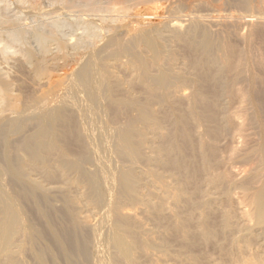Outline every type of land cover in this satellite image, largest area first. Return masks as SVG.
I'll return each mask as SVG.
<instances>
[{
	"label": "bare ground",
	"instance_id": "6f19581e",
	"mask_svg": "<svg viewBox=\"0 0 264 264\" xmlns=\"http://www.w3.org/2000/svg\"><path fill=\"white\" fill-rule=\"evenodd\" d=\"M57 2L0 42V264H264V0Z\"/></svg>",
	"mask_w": 264,
	"mask_h": 264
},
{
	"label": "rangeland",
	"instance_id": "374dc122",
	"mask_svg": "<svg viewBox=\"0 0 264 264\" xmlns=\"http://www.w3.org/2000/svg\"><path fill=\"white\" fill-rule=\"evenodd\" d=\"M32 1H35V2H37L36 4H38L37 6H39L38 8H39V13H41L40 15H36V13H34V12H32L29 8H27L26 6H28V5H26V3L25 2H23V4L21 3H19V0H0V16H2V17H0V19H3L4 18V20H5V22H3V23H1L0 24V39H1V43L3 42L4 43V41H5V39L7 40L8 38V35H9V33L13 30V29H16V28H21V29H25L24 31H25V33H24V37L26 38L25 40L26 41H28V42H26L25 41V45L26 46H28V47H30V48H32V49H34V50H37V41H36V39H33V38H35L34 37V35H33V32L31 33V31L33 30L32 29V27L35 29V28H39V29H42L43 27H45L46 28V30H45V28H43V30H45V31H48V30H52L53 28V26L51 27V25H53V23H55V22H57V23H61V25H60V28L62 29H60L59 27L58 28H55V31L58 29H60L59 31H56V33H55V31H54V34L57 36V37H60V38H62L63 40L65 39V42H67V40H68V42L67 43H70V42H72L75 38H77V37H79V36H81L82 37V35H85L84 33L85 32H83L84 30H83V28H82V26H81V21H79V19L81 18L82 19V16H81V14H80V12H78V11H67V9H62V7L60 8L59 7V5L61 6V4L59 3V4H57L56 5V3H53V2H57L58 0H32ZM47 1V2H46ZM53 1V2H52ZM15 2H17V3H15ZM42 3V4H41ZM58 3V2H57ZM18 4H19V6H18ZM54 4V5H56V6H52V5ZM23 5H24V7H23ZM142 5V4H141ZM144 5V4H143ZM142 5V9H143V7L144 6H146V5H144L143 6ZM140 6V5H139ZM23 7V8H22ZM42 7V8H41ZM48 7H49V9H48ZM53 7V8H52ZM58 7V8H57ZM40 8H41V10H40ZM60 8V9H59ZM139 8V7H138ZM28 9V10H27ZM55 9V10H54ZM140 9H141V7H140ZM50 10V11H49ZM53 10V11H52ZM59 11V12H55V11ZM61 10V11H60ZM18 13H17V12ZM21 11V12H20ZM42 11V12H41ZM47 11V12H46ZM45 14H44V13ZM51 12H53V13H51ZM71 12V13H70ZM78 12V13H77ZM144 9L143 10H141V15L142 14H144ZM38 13V14H39ZM42 13H43V15H45L44 17L42 16ZM49 13H50V16H49ZM73 13H75V14H73ZM60 14V15H59ZM56 15V16H55ZM79 15V16H78ZM40 16V17H39ZM91 16H93V15H91ZM91 16H89V18H91ZM95 16V15H94ZM97 16V15H96ZM96 16L94 17V18H96ZM33 17V18H32ZM38 17V18H37ZM50 17V18H49ZM60 17V18H59ZM99 17V16H98ZM98 17L95 19L96 20V22L98 21ZM29 18V19H28ZM43 18V19H42ZM55 18V19H54ZM94 18H92L93 20H94ZM182 18H184V17H182ZM7 19H8V21H7ZM36 19V20H35ZM80 19V20H81ZM55 20V21H54ZM26 21V22H25ZM50 21V22H49ZM77 21H79L78 22V24L80 25H78V28H77ZM42 22V23H41ZM48 22V23H47ZM52 22V23H51ZM64 22V23H63ZM69 23V25H68V27H67V24ZM75 22H76V24H75ZM44 23V24H43ZM66 23V24H65ZM35 24V25H34ZM51 24V25H50ZM33 25V26H32ZM48 25V26H47ZM50 25V26H49ZM72 25V26H71ZM16 26V27H15ZM28 26V27H27ZM39 26V27H38ZM64 28H63V27ZM8 27V28H7ZM48 27H50L49 29H48ZM71 27V28H70ZM80 27V28H79ZM77 28V29H76ZM82 28V29H81ZM32 29V30H31ZM81 29V31H79ZM54 30V29H53ZM66 30H68V31H66ZM70 30V31H69ZM77 30V31H76ZM28 31V32H27ZM30 31V32H29ZM58 32V33H57ZM63 32V33H62ZM30 35H29V34ZM60 33V34H59ZM33 36H32V35ZM28 35V36H27ZM2 36V37H1ZM6 36V37H5ZM70 37H72V40L70 39ZM4 39V40H3ZM3 40V41H2ZM76 40V39H75ZM34 41V42H33ZM53 42V43H52ZM0 43V47L2 48L3 46H1L2 44ZM51 43V48H54V41H51L50 42ZM49 43V44H50ZM16 44V45H15ZM14 44V46H11L10 48H5L4 49V51L9 55V59L10 60H13V58L14 57H18L19 56V53H18V51L17 50H19V49H16V48H19V47H24L25 45L24 44H20L19 43V45H18V43H15ZM24 45V46H23ZM16 47V48H15ZM15 50L17 51V52H15ZM54 50V49H53ZM4 51H2L1 49H0V52H4ZM0 53L1 55H0V68L2 69V71L3 72H6V73H9L10 72V74H14V72L15 71H13V70H15L14 68V60L13 61H9V59H5V58H7L8 57V55L6 54V53ZM70 52H73V53H75L74 51H72L71 49H70ZM2 55H4L3 57H2ZM3 58H4V60L6 61V63H4V61H3ZM60 60V63H62L63 62V59L61 60V58L59 59ZM59 60H58V62H59ZM8 62V63H7ZM11 63H12V65H11ZM4 64V65H3ZM5 64H7L6 65V67H5ZM9 65V66H8ZM14 65V66H13ZM11 66H12V68H11ZM5 69H4V68ZM70 67L71 66H69V67H65V69H63L62 71H68V69L70 70ZM68 68V69H67ZM9 69V70H8ZM9 71V72H8ZM61 70L58 72L57 71V73L59 74V73H61L62 72ZM52 77V79H55V78H57V76L55 75V72H53V75H51ZM62 76V75H61ZM240 165V164H239ZM238 164H235V166L236 167H238L239 166ZM241 166V165H240ZM244 166H241V167H238V168H243ZM92 218H93V220H91V218H90V220H91V222H94L95 220V216H92ZM150 223V222H149ZM212 250V249H211ZM211 250H209V254H210V257L213 259V260H215V259H218L219 260V256L218 255H216V253L217 254H219L218 252H216L215 250L213 251L212 250V252H211ZM212 254V255H211ZM213 254H214V256H213ZM216 255V256H215ZM218 256V257H217ZM215 258V259H214ZM217 260V261H218ZM216 261V260H215ZM216 261V262H217Z\"/></svg>",
	"mask_w": 264,
	"mask_h": 264
}]
</instances>
